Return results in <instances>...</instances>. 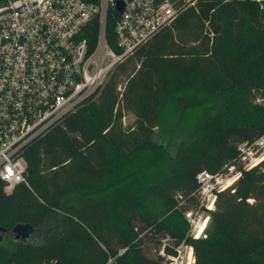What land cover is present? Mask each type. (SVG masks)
Here are the masks:
<instances>
[{
    "label": "trees",
    "instance_id": "obj_1",
    "mask_svg": "<svg viewBox=\"0 0 264 264\" xmlns=\"http://www.w3.org/2000/svg\"><path fill=\"white\" fill-rule=\"evenodd\" d=\"M262 135L264 0H199L25 149L29 187L0 180V264H166L182 242L194 264H264V161L237 159ZM225 165L239 178L190 239L196 177ZM19 224L30 240L12 239Z\"/></svg>",
    "mask_w": 264,
    "mask_h": 264
},
{
    "label": "built area",
    "instance_id": "obj_2",
    "mask_svg": "<svg viewBox=\"0 0 264 264\" xmlns=\"http://www.w3.org/2000/svg\"><path fill=\"white\" fill-rule=\"evenodd\" d=\"M198 1L0 0V180L5 193L29 187L23 154L34 140L86 104L118 64ZM109 20L113 46L107 39ZM237 150L243 169L257 166L264 161V135ZM239 175L234 165L197 175V205L184 213L188 238H206L215 192L230 188ZM194 262L186 242L166 260Z\"/></svg>",
    "mask_w": 264,
    "mask_h": 264
},
{
    "label": "water",
    "instance_id": "obj_3",
    "mask_svg": "<svg viewBox=\"0 0 264 264\" xmlns=\"http://www.w3.org/2000/svg\"><path fill=\"white\" fill-rule=\"evenodd\" d=\"M116 9L119 12L122 11V4L120 2L117 3ZM33 233V229L30 228L28 225L19 224L12 229L10 235L14 241L26 242L30 240ZM8 234L9 233L6 229L0 228V244L4 240V237Z\"/></svg>",
    "mask_w": 264,
    "mask_h": 264
},
{
    "label": "rangeland",
    "instance_id": "obj_4",
    "mask_svg": "<svg viewBox=\"0 0 264 264\" xmlns=\"http://www.w3.org/2000/svg\"><path fill=\"white\" fill-rule=\"evenodd\" d=\"M207 33V31L204 29L203 30V32H202V35H205ZM177 40H178V38H177ZM187 45H191V44H187ZM193 45H195L194 43H193ZM119 89H121V86H120V88ZM134 122V117H133V115H131L130 113H125L124 114V117H123V120H122V125H123V127L125 128V127H128L129 125H131L132 123ZM238 178H239V176H238ZM237 178V179H238ZM177 195V194H176ZM195 207V206H194ZM193 207V208H194ZM7 237H9V234L8 235H6L5 237H4V239L5 238H7ZM2 243H3V241H2ZM160 255H162V257H164V260H165V262H166V260H167V256L166 255H164V253L163 252H161L160 253Z\"/></svg>",
    "mask_w": 264,
    "mask_h": 264
},
{
    "label": "bare ground",
    "instance_id": "obj_5",
    "mask_svg": "<svg viewBox=\"0 0 264 264\" xmlns=\"http://www.w3.org/2000/svg\"><path fill=\"white\" fill-rule=\"evenodd\" d=\"M231 183H229V185H230Z\"/></svg>",
    "mask_w": 264,
    "mask_h": 264
}]
</instances>
